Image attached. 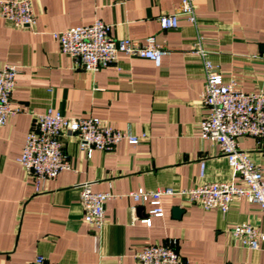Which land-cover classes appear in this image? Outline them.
<instances>
[{
	"label": "crops",
	"instance_id": "crops-1",
	"mask_svg": "<svg viewBox=\"0 0 264 264\" xmlns=\"http://www.w3.org/2000/svg\"><path fill=\"white\" fill-rule=\"evenodd\" d=\"M30 2L33 30L13 28L0 17V67L17 68L10 103L19 109L0 126V264H32L38 255L46 264H136L134 255L144 246L171 241L188 264H264V245L251 251L228 234L239 223L264 230L257 205L243 199L222 214L164 196L163 216L151 217L147 226L142 221L154 208L151 200L137 204L128 196L238 181L218 146L200 138L205 79L190 50L203 36L225 82L234 80L245 92L264 91V0H195L197 24L179 17L177 28L167 31L157 18L176 12L180 0ZM95 20L111 26L115 40L154 37L167 51L160 66L123 53L95 73L75 66L51 34ZM47 109L65 118H98L141 141H121L87 158L74 137L64 138L70 169L36 192L19 158L34 117ZM237 143L264 176V139L245 136ZM84 184L113 195L100 230L83 221ZM174 208L183 212L176 216Z\"/></svg>",
	"mask_w": 264,
	"mask_h": 264
},
{
	"label": "built area",
	"instance_id": "built-area-1",
	"mask_svg": "<svg viewBox=\"0 0 264 264\" xmlns=\"http://www.w3.org/2000/svg\"><path fill=\"white\" fill-rule=\"evenodd\" d=\"M195 0H180L173 14L158 16L161 31L177 28L178 18L197 24ZM0 17L13 28L34 29L36 24L30 0H0ZM111 26L95 20L88 26H78L53 32L60 53L69 56L75 66L95 73L117 62L118 54L144 59L160 66L167 51L149 37L143 43L128 38L115 40L110 36ZM205 38L197 36L190 54L201 61L204 87L200 105L206 115L199 122L200 138L216 144L231 170L238 177L235 182L204 183L192 188L175 190L171 187L145 192L132 191L128 196L137 204L150 201L154 207L142 222L151 224V217H162L161 198L170 196L195 205L204 211L218 210L226 214L231 206L246 200L258 206L264 219V176L253 162L249 152L238 147L240 137L264 139V91L245 92L234 80L224 78L210 56L213 54ZM17 68L5 64L0 67V126L19 112L10 103L15 86ZM74 137L79 148L90 158L94 150L110 152L121 141L139 144L141 138L123 133L98 118H65L47 109L34 117V126L28 132L19 158L22 168L32 177L36 192L42 185L70 169L69 156L63 147V139ZM204 175V163L200 165V177ZM113 195L109 192H93L88 184L80 187V204L83 221L100 230L105 221V204ZM233 241L242 248L258 251L264 245V230L249 223H239L228 230ZM175 242L165 245H147L134 255L136 264H188L175 249ZM32 264H46L38 255Z\"/></svg>",
	"mask_w": 264,
	"mask_h": 264
},
{
	"label": "water",
	"instance_id": "water-1",
	"mask_svg": "<svg viewBox=\"0 0 264 264\" xmlns=\"http://www.w3.org/2000/svg\"><path fill=\"white\" fill-rule=\"evenodd\" d=\"M173 211L176 216H179L183 212V210H180L179 208H174Z\"/></svg>",
	"mask_w": 264,
	"mask_h": 264
}]
</instances>
